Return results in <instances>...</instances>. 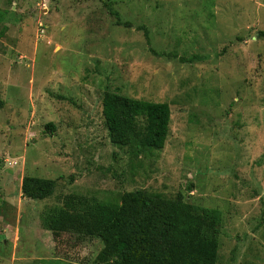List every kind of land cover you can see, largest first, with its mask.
Returning a JSON list of instances; mask_svg holds the SVG:
<instances>
[{"label":"rangeland","instance_id":"374dc122","mask_svg":"<svg viewBox=\"0 0 264 264\" xmlns=\"http://www.w3.org/2000/svg\"><path fill=\"white\" fill-rule=\"evenodd\" d=\"M0 12V264H96L101 240L55 237L44 213L69 194L138 189L220 210L218 264H264V0H0ZM107 92L169 104L165 148L114 145ZM25 175L55 193L21 196Z\"/></svg>","mask_w":264,"mask_h":264},{"label":"trees","instance_id":"16d2710c","mask_svg":"<svg viewBox=\"0 0 264 264\" xmlns=\"http://www.w3.org/2000/svg\"><path fill=\"white\" fill-rule=\"evenodd\" d=\"M114 15H118L116 12ZM6 14L0 12V24ZM148 38V33L146 32ZM264 37V31L259 33ZM4 102L0 100V110ZM103 116L110 141L142 151L165 148L171 123L169 104L107 92ZM54 131L56 126L49 123ZM56 181L25 175L22 192L30 200L55 193ZM44 213L55 237L74 231L96 238L104 248L96 264H218L222 212L186 202L182 195L166 198L147 190L127 191L120 202L69 194L60 208ZM53 216V217H52ZM52 217V218H51Z\"/></svg>","mask_w":264,"mask_h":264},{"label":"crops","instance_id":"0c3cea01","mask_svg":"<svg viewBox=\"0 0 264 264\" xmlns=\"http://www.w3.org/2000/svg\"><path fill=\"white\" fill-rule=\"evenodd\" d=\"M23 178H24V176L21 178V185H20V186H21V187H20V188H21V189H20V191H21V196H23V192H22V181H23ZM47 199H48V198H47ZM44 200H46V199H44Z\"/></svg>","mask_w":264,"mask_h":264},{"label":"built area","instance_id":"2783aa9c","mask_svg":"<svg viewBox=\"0 0 264 264\" xmlns=\"http://www.w3.org/2000/svg\"><path fill=\"white\" fill-rule=\"evenodd\" d=\"M15 164H17V163H15Z\"/></svg>","mask_w":264,"mask_h":264}]
</instances>
